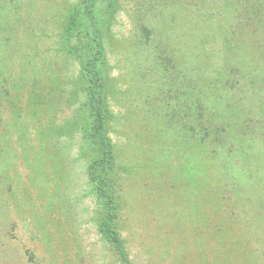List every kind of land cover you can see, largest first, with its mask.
<instances>
[{"label":"rangeland","instance_id":"rangeland-1","mask_svg":"<svg viewBox=\"0 0 264 264\" xmlns=\"http://www.w3.org/2000/svg\"><path fill=\"white\" fill-rule=\"evenodd\" d=\"M172 1L117 0L105 36L113 85L109 135L119 167L114 171L121 203L116 222L126 259L129 264H264V139L249 137L231 146L224 134L215 135L216 145L195 151L188 177L161 151L168 148L170 132H152L172 124L166 113L159 109L150 122L144 117L150 104L165 105L171 97L160 90L139 110L144 94L131 79L129 60L146 55L150 63L153 54L139 43L138 13L147 4L159 10ZM206 1L185 0V14L192 7L198 19L203 16L202 25L197 21L188 29L203 31L211 58L199 64V77L179 68L175 81L195 87L200 104L208 97L196 122L211 131L219 122L212 95L238 91L233 70L218 72L227 32L209 27L217 19L205 16L210 13L204 11ZM214 2L218 8L223 0ZM74 3L0 0V264H123L98 232L102 211L87 186L85 159L78 157L80 134L70 127L78 61L55 52L58 27ZM44 18L50 20L46 28L53 25L47 40L37 36ZM147 24L155 42V22Z\"/></svg>","mask_w":264,"mask_h":264},{"label":"trees","instance_id":"trees-1","mask_svg":"<svg viewBox=\"0 0 264 264\" xmlns=\"http://www.w3.org/2000/svg\"><path fill=\"white\" fill-rule=\"evenodd\" d=\"M174 1L159 10L151 9L147 4L144 13H138L141 22L136 33L140 37L139 43L141 47L144 46L145 53H149L152 48L153 55L150 63L145 62L146 57L143 56L146 55H131L129 66L134 67L131 79L137 86L136 90L144 94L145 100H139L140 111L144 110L146 100L151 102L158 97L160 90H164L166 96L171 97V101L165 105L150 104L145 108L144 117L150 122L152 118L159 117V109L166 113L165 119L172 124L167 127L161 124L158 130L155 128L152 132H170L171 140L169 138L166 143L168 148L161 151L169 155L171 163L175 160L181 164L182 174L189 177L195 151L203 150L208 143L215 144L216 136L224 134L229 143L234 144L231 146L242 143V140L249 137L264 139V0H223L218 8L213 7L214 0L206 1L204 11L210 13L205 16L217 19L216 24L209 27L227 32V42L223 49L225 56L222 57L224 67L218 72L222 74L228 67L233 70L232 75L236 76L234 81L237 82L235 91L239 92L218 95L217 91V94L212 95L215 104H219V122H216L217 125H211V131L204 127L201 120L196 122L197 114L208 102V97L200 104L197 100L200 92L195 87L191 89L183 81H175V77H178L175 72L179 73V68L192 74L191 77H199V74H203L199 64L211 58L205 49L203 31L192 33L188 29L190 24L194 26L203 16L200 14L198 19V16H195L196 10L192 7L187 16L185 0ZM116 2L117 0H75L74 5L65 10L64 22L58 27L57 35L60 41L59 49H55V52L59 53L62 59L75 58L78 61V75L74 83L76 93L73 92L74 95L71 96L75 97L73 101L77 105L70 127L73 125L75 133L80 134V139L76 141L78 157L83 156L85 159L87 186L102 211L103 217L99 222L98 232L120 257V261L129 264L117 231L116 218L120 214L121 203L116 191L114 171L119 167L114 144L109 135L112 121L109 103L113 85L107 76L109 62L105 36L108 33L109 16L113 14ZM205 16L206 22L211 20ZM203 20L200 21L201 25ZM31 21V17L25 20L27 26H30ZM47 21L50 20L44 18L39 21L41 29L37 36L40 39L47 40L53 28V25L51 28L45 27ZM147 22H155L157 34L153 38L156 43L152 42L153 31L146 25ZM245 40L249 42L250 47H247V43L244 45ZM252 49L253 54L248 55ZM170 86L174 87L170 89ZM180 100L185 101V106ZM208 114L215 116L214 111ZM251 118H254V123H251ZM210 132L214 134L213 140ZM251 139L249 144L253 143ZM246 141L248 140L244 143ZM175 145L182 147L181 151L175 148L171 150ZM235 151L239 153V149Z\"/></svg>","mask_w":264,"mask_h":264}]
</instances>
